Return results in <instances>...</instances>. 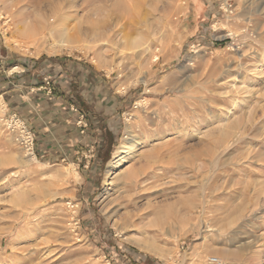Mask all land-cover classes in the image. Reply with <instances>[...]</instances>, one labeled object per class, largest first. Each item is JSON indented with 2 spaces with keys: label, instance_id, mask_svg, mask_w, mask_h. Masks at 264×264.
<instances>
[{
  "label": "rangeland",
  "instance_id": "rangeland-1",
  "mask_svg": "<svg viewBox=\"0 0 264 264\" xmlns=\"http://www.w3.org/2000/svg\"><path fill=\"white\" fill-rule=\"evenodd\" d=\"M17 6L28 8L0 3V264H209L241 242L251 247L228 264H264V0ZM39 12L37 27L19 22ZM109 16L107 29L98 21ZM62 20L81 31L70 47L54 38ZM41 57L67 62L35 67ZM26 76L54 81L53 94L43 88L59 110L54 158L40 157L9 108L10 95L31 96L11 89ZM73 85L90 105L86 126L64 95ZM124 140L132 146L112 167Z\"/></svg>",
  "mask_w": 264,
  "mask_h": 264
},
{
  "label": "crops",
  "instance_id": "crops-1",
  "mask_svg": "<svg viewBox=\"0 0 264 264\" xmlns=\"http://www.w3.org/2000/svg\"><path fill=\"white\" fill-rule=\"evenodd\" d=\"M201 38L204 42H206L203 36ZM197 40L200 41L199 38H197ZM212 44H214V42H212ZM54 66L55 65H52L53 74L51 75L53 77L55 76L56 78L57 74L55 73L57 71L58 72L63 71V73L60 74V78L63 79V77L65 76L64 74H67V71L65 70L66 72H64V69L62 68L61 65L57 66L58 69H56ZM29 77L26 76V79L21 81L19 84L12 83L11 89L16 90L18 88V90L21 91L25 89L31 96H25L23 94L20 95L19 99H17V96L10 95L8 100L9 108L12 111H18V113L23 117V119H25L27 124L34 130L37 138L36 149L40 157L54 158V114H56L59 110L58 109L54 110V97L53 99H51L50 97L47 96L45 90L41 88V85H39V80L29 79ZM62 83L63 80L59 81V84H61L60 87L63 88L64 85H62ZM70 115L74 120L73 124H76V119L78 116L74 113H71ZM73 128L76 129L71 132L72 135L71 139L79 141V137L81 136L79 135L80 132L78 130V127L73 126ZM75 132H77V135L79 136L78 138L73 137V135H75L74 134ZM81 141L86 142V138L82 139Z\"/></svg>",
  "mask_w": 264,
  "mask_h": 264
},
{
  "label": "bare ground",
  "instance_id": "bare-ground-1",
  "mask_svg": "<svg viewBox=\"0 0 264 264\" xmlns=\"http://www.w3.org/2000/svg\"><path fill=\"white\" fill-rule=\"evenodd\" d=\"M18 2H15V0H0V3L3 5V9L5 10V9H8V10H11V11H15V14L16 13H18L19 15H22L23 13H22V11H23V9L26 7V6H17L18 4H19V0H17ZM21 2V1H20ZM119 2V1H118ZM114 3H115V1H114ZM116 5L118 4L117 2L115 3ZM26 8H28V7H26ZM99 8V7H98ZM27 11H29V9L27 10ZM26 12V11H25ZM98 12V11H97ZM9 13V12H8ZM22 13V14H21ZM99 13V12H98ZM39 14V17H38V19H36L37 21H38V23H32L31 21H29V19H28V14L26 15V17H22L20 20H19V22L21 23H29V24H33L35 27H37L36 25H38V24H40V22L44 19L43 18V16H42V14L39 12L38 13ZM111 14V13H110ZM12 15H14V14H12ZM17 15V14H16ZM35 15H36V13H35ZM109 15V14H108ZM34 16V15H33ZM111 16V15H110ZM110 16L107 18V17H105V19L106 20H102V21H98L99 19H100V17L98 18V22L100 23V22H102L103 23V25L104 24H106L107 22L108 23H110V24H112V20H111V18H110ZM30 17V16H29ZM33 18V17H32ZM103 18V17H102ZM101 18V19H102ZM88 20H90V18L88 17L87 18ZM95 20V19H94ZM113 20H114V18H113ZM33 21H34V19H33ZM40 21V22H39ZM19 22H17V23H19ZM93 22V21H92ZM97 22V23H98ZM114 22H115V20H114ZM61 23V25H59V26H57V27H54V29H53V31H54V38H55V40L57 39V41L58 42H60V43H64V45H61V47L62 46H66V47H70L71 46V44H70V42L72 41V39H74L75 37H79L80 35H81V31L80 30H78V32L77 31H75V33H71L70 32V30H69V28H68V25H67V22L66 21H63L62 20V22H60ZM96 23V24H97ZM90 24H92V23H90ZM95 24V23H94ZM100 25V24H99ZM102 25V24H101ZM107 25V24H106ZM106 25H104L105 27H106ZM18 26V25H17ZM95 26L96 25H94V27L93 28H95ZM98 26V25H97ZM110 26V25H109ZM27 27H28V25H27ZM105 27H102V28H105ZM108 27V26H107ZM106 27V28H107ZM53 28V27H52ZM91 28V27H90ZM93 28H91V30H90V32L89 33H91V34H93V36L94 35H96V33H97V31L95 30V29H93ZM110 28V27H109ZM34 28H32V30H33ZM108 29V28H107ZM106 29V30H107ZM35 30V29H34ZM101 30V29H100ZM51 31H52V29H51ZM108 32V31H107ZM98 33H100V32H98ZM99 35V34H98ZM103 35H105V34H102L101 33V35H99V36H103ZM107 37H108V35H107ZM90 38V37H89ZM106 38V37H105ZM109 38V37H108ZM107 40V39H106ZM103 42V41H102ZM95 43H96V40H95ZM99 43V42H98ZM102 44H104V43H102ZM102 58V57H101ZM159 57L158 56H156V59H158ZM242 81V80H241ZM145 82V81H144ZM238 104V103H237ZM236 104V105H237ZM229 115V114H228ZM132 145L130 144L129 145V142L127 141V140H124L119 146H118V148H117V150L115 151V153H114V159L112 160V162H111V166L112 167H116V166H118L121 162H122V160H123V154L124 153H126V149L127 148H130ZM29 153V152H28ZM26 155H29V154H26ZM24 160V159H23ZM139 173V172H138ZM130 175V174H129ZM140 176V174L138 175V176H130V180L131 181H134L135 179H137L138 177ZM151 177V176H150ZM131 178H135L134 180H132ZM145 179V178H144ZM135 182L137 183L138 182V180H135ZM127 185V184H126ZM134 189V188H133ZM20 202V201H19ZM31 205V204H30ZM156 213H157V211H155ZM155 213V214H156ZM154 214V215H155ZM158 215V214H157ZM30 224V223H29ZM30 230V229H29ZM29 230H28V232H29ZM25 235V234H24ZM25 237V236H24ZM27 238V237H26ZM259 239L260 238H257L256 240H255V242H258L259 241ZM16 242V241H15ZM33 244V243H32ZM263 245V244H262ZM264 246V245H263ZM251 246L249 245V244H247V242H241V244H240V248L238 249V250H235V251H233V250H229V251H227L226 253H225V255H224V257L222 258H219L218 256H212V257H210V258H217L219 261V264H228L229 263V260H231L230 258H229V256H232V255H235L236 256V258L238 257V256H240V254L242 253L241 251H243V250H248L249 248H250ZM154 253H156V252H154ZM157 254V253H156ZM159 255V254H158ZM223 256V255H222ZM235 260V259H234ZM207 261H208V259H207ZM235 262V261H234ZM254 263V262H253Z\"/></svg>",
  "mask_w": 264,
  "mask_h": 264
},
{
  "label": "built area",
  "instance_id": "built-area-1",
  "mask_svg": "<svg viewBox=\"0 0 264 264\" xmlns=\"http://www.w3.org/2000/svg\"><path fill=\"white\" fill-rule=\"evenodd\" d=\"M224 8H225L224 11H230V14L233 13V10H234L233 3L227 2ZM53 84H54V81L51 79V77H45L44 84L42 87L45 90H47L48 94H53ZM79 115H80L79 117L80 119L78 123L80 124L81 127L86 126V123H85L86 116L84 115V113L83 114L79 113ZM22 124L24 128H27L24 122H22ZM28 132H29V136L23 139L21 143L28 152L33 154L34 153V137L30 131ZM218 261L219 260L217 258H210V257L208 258L209 264H219Z\"/></svg>",
  "mask_w": 264,
  "mask_h": 264
},
{
  "label": "trees",
  "instance_id": "trees-1",
  "mask_svg": "<svg viewBox=\"0 0 264 264\" xmlns=\"http://www.w3.org/2000/svg\"><path fill=\"white\" fill-rule=\"evenodd\" d=\"M44 60H49V61L52 60L51 62L56 61V62H58V63H60L62 65L63 64L65 65V63L67 62L66 59H61V58L48 59V58H45V57H41L40 59H37L36 60V66L35 67H38V65H40ZM72 89H73V92L72 93L71 92H68V93H64V95L69 96L71 98L72 103L78 106V108L81 111V113H85V114L87 113L88 114V111H90V105H89V103L86 102L84 100V98L82 97V95L80 94L79 89H78V86L73 85L72 86ZM109 139L112 140L111 133H109ZM152 260L153 259L151 257L146 256V263L145 264H156Z\"/></svg>",
  "mask_w": 264,
  "mask_h": 264
}]
</instances>
